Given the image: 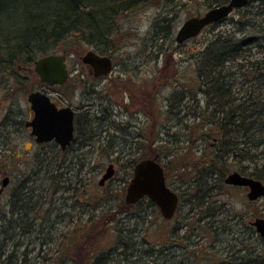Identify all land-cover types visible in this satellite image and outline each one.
Instances as JSON below:
<instances>
[{"label":"rangeland","instance_id":"374dc122","mask_svg":"<svg viewBox=\"0 0 264 264\" xmlns=\"http://www.w3.org/2000/svg\"><path fill=\"white\" fill-rule=\"evenodd\" d=\"M208 9L206 0H146L126 10L106 9L109 16L116 13L106 54L113 68L106 78H95L81 61L86 51L105 47L97 43L68 55L62 52L65 42L58 46L54 53L66 56L69 71L62 85L42 83L33 62L19 58L6 68L4 63L0 69V187L4 177L9 179L0 196V216H5L8 236L4 257L11 254L19 262L26 252L24 264H52L58 258L73 264L71 245L82 242L94 223L99 230L86 242L92 256L88 264H198L190 250L212 244L211 250L224 256L237 250L241 241L264 249L255 229L253 233L247 228L249 221L264 217V197L249 201L246 188L225 185L217 170L204 176L191 168L193 160L211 156L216 137L208 139L204 133L214 128L210 119L221 117L217 105L208 106L201 92L193 94L195 60L213 33L230 29L237 11L184 43L177 44L175 34L185 19ZM104 12L103 24L108 22ZM164 17L168 28L159 23ZM7 23L3 18L0 24L4 58L22 33L20 25ZM252 54L258 58L260 52L253 48ZM36 90L46 93L57 107L75 111L74 139L65 150L59 151L53 142H35L25 126L33 114L27 95ZM142 145L145 152L158 148L161 165L172 160L166 183L177 192L179 203L169 220L156 206L146 204L119 211L132 162L141 157ZM260 151L264 145L254 151V161L227 158L223 169L227 174L244 170L247 176L257 171L264 183ZM110 163L114 173L99 185ZM179 163L184 168H178ZM106 213L115 217L98 221ZM175 233L185 237L179 245L169 241Z\"/></svg>","mask_w":264,"mask_h":264},{"label":"trees","instance_id":"16d2710c","mask_svg":"<svg viewBox=\"0 0 264 264\" xmlns=\"http://www.w3.org/2000/svg\"><path fill=\"white\" fill-rule=\"evenodd\" d=\"M144 1L146 0H0V24L4 18L10 26L20 25L22 28L21 36L16 35L17 42L11 44L5 52L6 58L0 51V69L4 68V63H7L6 68L16 63L19 58L25 63H31L40 56L54 53L62 42L67 44L62 50L65 55L83 51L85 44L92 45V43L105 46L94 50L95 52L109 54L107 45L109 46L113 41L109 27L113 23L116 10H126ZM206 1L208 8H211L212 3L220 5L228 0ZM106 9H111L110 12L116 10L114 15L112 13V16H109L110 13L107 15ZM236 11L237 17L230 20V29L213 33L212 38L199 50L194 70L197 86L193 94L197 91L201 92L207 98L208 106L217 105L221 117L210 119L214 128H211L210 134L204 133L205 138L216 137V143L211 144L213 147L211 156H200L193 160L191 168L197 169V175L204 174V176L215 169L220 172L221 179L227 174L222 163L225 159L241 158L254 161L257 158L254 151L264 145V0H250L245 7ZM103 12L108 21L105 24L100 19ZM159 23L161 25L165 23L168 28L166 17ZM217 23L207 27L213 28ZM168 34L169 30L168 33L167 31L163 33V36L166 37ZM253 48L259 50L258 58H252ZM206 123L209 124V121L207 120ZM140 149L141 157L133 160L132 166L142 158L157 157L158 159L161 156L158 154V148H149L150 150L145 152L142 145ZM58 150L61 151L59 147ZM260 153L264 159V151ZM170 161L172 160L162 164L166 179H169L172 173L169 167ZM177 167L184 168L181 163L177 164ZM248 176L261 178V174L257 171L248 173ZM201 184H204L203 180L198 183L199 197L203 195ZM143 204L155 207L144 197L133 205H128L123 200L119 211ZM103 217L115 216L113 213H106L101 215L98 221ZM4 224L5 216H0V264H24L26 252L19 262H14L11 254L4 257V245L8 239ZM9 224L12 227L16 225L15 222ZM97 227L99 226L96 223L90 225L82 242L78 240L71 245L70 248L75 254L73 264H88L90 261L91 250L87 249L86 242L90 237H95L96 231L99 230ZM21 228L23 233L27 231L24 227ZM247 228L254 233L253 227L248 225ZM208 229L210 232L215 231L211 227ZM176 234L169 237V241L179 245L185 237L178 238ZM258 239L264 242L259 236ZM240 244L237 250L228 251L224 256L218 253L217 249L212 251V244L200 251L194 248L190 250L191 258L194 259L193 261H198V264H264L263 248H257L256 245L248 246L244 241ZM92 246L94 247L95 243ZM100 255H104V252L98 254ZM94 258L98 259V257ZM65 260L58 258L52 264H63ZM175 264L184 263L176 261Z\"/></svg>","mask_w":264,"mask_h":264},{"label":"water","instance_id":"95a60500","mask_svg":"<svg viewBox=\"0 0 264 264\" xmlns=\"http://www.w3.org/2000/svg\"><path fill=\"white\" fill-rule=\"evenodd\" d=\"M248 2L249 0H229L227 3L209 8L202 15L188 17L178 28L175 42L181 44L196 37L202 29L225 19L233 10L243 8ZM81 61L90 66L94 77L107 75L112 68L111 59L106 55H99L94 50L86 51ZM33 69L39 80L49 86L62 85L69 77L66 56L60 53L38 57L33 61ZM27 101L33 114L32 118L25 122V126L30 128V134L35 142L54 141L61 150H65L74 138L73 109L70 106L58 108L50 97L40 90L30 92L27 95ZM113 173V164L110 163L98 184L102 185ZM8 182V177L2 179L0 196ZM224 183L247 187L246 196L249 201H256L264 196V184L260 180L242 175L237 171L228 173ZM144 197L158 208L165 220L171 219L175 214L178 196L166 185L163 167L157 157L142 158L134 164L132 175L126 186L124 202L133 205ZM249 225L264 239L263 217L249 221Z\"/></svg>","mask_w":264,"mask_h":264},{"label":"flooded vegetation","instance_id":"af4514ba","mask_svg":"<svg viewBox=\"0 0 264 264\" xmlns=\"http://www.w3.org/2000/svg\"><path fill=\"white\" fill-rule=\"evenodd\" d=\"M229 1V0H228ZM227 1V2H228ZM250 1V0H249ZM226 2V3H227ZM248 4V3H247ZM246 6V5H245ZM244 6V7H245ZM235 10H237V9H235ZM234 11V10H233ZM97 53V52H96ZM99 54V53H98ZM99 55H106V54H99ZM106 56H108V55H106ZM110 59H111V62H112V58L110 57V56H108ZM112 68H113V64H112ZM112 68H111V70H112ZM110 70V72L107 74V75H103V76H99V77H95V78H98V79H101V78H106L107 76H109L110 74H111V71ZM69 72V71H68ZM91 72H92V75H93V70L91 69ZM94 76V75H93ZM56 86V85H55ZM52 101V100H51ZM53 102V101H52ZM56 105V104H55ZM57 106V105H56ZM59 108V107H58ZM74 111V110H73ZM74 116H75V111H74ZM32 118V117H31ZM73 124H74V119H73ZM51 142H53L57 147H59L54 141H51ZM61 150V149H60ZM238 172V171H237ZM240 173V172H239ZM240 174H242V173H240ZM227 175V174H226ZM225 175V176H226ZM242 175H244V174H242ZM225 176L222 178V180H223V182H224V178H225ZM247 176V175H246ZM250 177H252V176H250ZM252 178H254V177H252ZM256 179V178H255ZM165 180H166V178H165ZM258 180H260V179H258ZM261 181V180H260ZM262 182V181H261ZM263 183V182H262ZM225 184V183H224ZM264 184V183H263ZM166 185L168 186V187H170L167 183H166ZM225 185H227V186H230V187H236V188H246L247 189V192H248V188L247 187H240V186H233V185H228V184H225ZM170 189L171 190H173L171 187H170ZM174 191V190H173ZM174 192H176V191H174ZM247 192H246V194H247ZM176 194H177V192H176ZM177 196H178V194H177ZM247 197V196H246ZM262 197H264V196H262ZM262 197H260V198H262ZM259 198V199H260ZM258 200V199H257ZM178 203H179V196H178ZM264 218V217H263ZM249 224V223H248ZM250 226V225H249ZM252 227V226H251Z\"/></svg>","mask_w":264,"mask_h":264}]
</instances>
